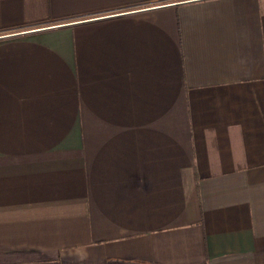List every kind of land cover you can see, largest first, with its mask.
I'll use <instances>...</instances> for the list:
<instances>
[{
	"label": "crops",
	"instance_id": "obj_1",
	"mask_svg": "<svg viewBox=\"0 0 264 264\" xmlns=\"http://www.w3.org/2000/svg\"><path fill=\"white\" fill-rule=\"evenodd\" d=\"M0 264H264V0H0Z\"/></svg>",
	"mask_w": 264,
	"mask_h": 264
},
{
	"label": "rangeland",
	"instance_id": "obj_2",
	"mask_svg": "<svg viewBox=\"0 0 264 264\" xmlns=\"http://www.w3.org/2000/svg\"><path fill=\"white\" fill-rule=\"evenodd\" d=\"M64 22H66V20H63V21H58V22H52V23H54V24H62V23H64ZM46 24H48V23H36V24H25L24 26H23V29H25L26 30V28H30V29H35V28H38V27H40V26H45ZM22 29V28H21ZM25 30H19V32L20 31H25ZM16 32V30H5L4 31V33L6 34V35H11L12 33H15ZM2 33V32H1Z\"/></svg>",
	"mask_w": 264,
	"mask_h": 264
}]
</instances>
